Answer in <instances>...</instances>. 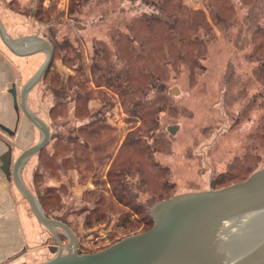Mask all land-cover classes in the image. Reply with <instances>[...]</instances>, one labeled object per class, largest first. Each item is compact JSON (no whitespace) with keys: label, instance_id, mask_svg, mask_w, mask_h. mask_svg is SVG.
Listing matches in <instances>:
<instances>
[{"label":"rangeland","instance_id":"1","mask_svg":"<svg viewBox=\"0 0 264 264\" xmlns=\"http://www.w3.org/2000/svg\"><path fill=\"white\" fill-rule=\"evenodd\" d=\"M183 3L206 14V0H183ZM235 3L240 19L245 9L239 1L235 0ZM69 6L70 0H0V13L5 24L9 25L10 21L3 16L4 12L27 18L33 24V32L39 31L49 43L52 41L56 45L49 70L27 94V105L45 122L50 136H58L59 141L76 134V127L82 123L101 119L111 125L102 135H115L119 143L124 134L139 122L127 121L115 94L107 90L112 97L111 103H102L93 94L87 105L90 117L76 119L71 115V109L64 117H57L56 112H49L57 101L49 79L53 75L58 78L77 76L76 69L81 64L85 76L89 77L87 85L96 88L90 72L96 40L110 42L113 31L125 29L132 18L154 8L141 0H84L72 11ZM10 26L14 29V25ZM236 31V27L227 31L211 26L204 36L206 54L201 60L203 67L190 73L183 63L175 67L168 65L163 80L150 91V94L162 92L165 96V105L158 114V127L154 132V136L161 140L159 147H154V157L167 167V185L173 192L170 196L221 187L230 180L235 181L248 169L264 167V86L253 74L255 63L246 56L249 49L232 42ZM2 49L3 53L14 57L8 48L3 46ZM74 49L79 52V59L72 54ZM44 57L43 53L17 58L22 61L15 77L17 94ZM22 113L19 109V117L26 119L28 124L25 128L18 126L24 135L22 140L17 136L21 143L13 149L16 155L40 139V131ZM169 126H175V130L170 131ZM17 138L11 136L15 143ZM53 140L55 138H50L43 152L35 153L24 162L21 178L39 203L44 204L41 207L48 217L70 226L77 238L79 253L97 251L119 238L144 230L145 224L140 221H123L118 205L111 209L104 207L106 200L114 204L107 193L110 186L106 168L96 175L98 182L95 183L89 172L80 176V172L85 174L83 170L46 168L45 159L52 152ZM79 152L78 149L75 154ZM130 186L135 188V179H130ZM87 189L93 190V194ZM97 195L105 197L98 208L93 200ZM148 196V192L141 194L143 199ZM19 199L34 219L30 253L21 264H38L52 257L59 246L64 252L68 238L62 230L56 232L57 241L51 231L36 220L20 193ZM101 208L106 212L99 216ZM131 217L129 219H133Z\"/></svg>","mask_w":264,"mask_h":264},{"label":"trees","instance_id":"2","mask_svg":"<svg viewBox=\"0 0 264 264\" xmlns=\"http://www.w3.org/2000/svg\"><path fill=\"white\" fill-rule=\"evenodd\" d=\"M82 1L70 0V11ZM141 1L154 10L135 16L125 29L113 31L110 42L96 40L90 66L96 88L87 85L89 77L85 76L81 64L76 69L77 76L58 78L53 75L49 79L53 96L57 99L50 114L56 112L57 117H64L71 109V115L76 119L90 117L87 105L91 96L94 94L102 103H111L109 89L123 106L127 121L139 124L129 129L119 143L115 135H102L111 125L101 119L82 123L76 127V134L66 136L64 140L59 141L56 135L50 136L55 140L45 165L50 170L53 167L83 170L85 174L80 172L81 177L89 172L94 183L98 182L96 175L99 171L106 168L110 186L107 193L114 204L106 200L104 207L111 209L118 205L123 221H140L146 229L152 223L151 204L173 193L167 185V167L154 157V147H159L161 141L154 132L158 127V114L165 105V96L162 92L150 94V91L163 80L168 65L175 67L183 63L190 73L203 67L201 60L206 54L204 36L211 26L227 31L237 28L232 42L249 49L246 56L255 63L253 74L264 86V0H237L245 9L240 19L235 0H206V14L200 9L187 7L183 0ZM50 42L55 53L56 45ZM75 51L71 52L79 59V52ZM78 149L80 152L75 154ZM253 170L248 169L235 181L244 179ZM130 179H135L134 189L130 186ZM235 181L230 180L225 185ZM87 190L88 193L94 192ZM144 192L149 193L145 199L141 198ZM104 198L97 195L93 199L97 208L103 204ZM106 209L101 208L99 216L105 215ZM131 216L133 219H129Z\"/></svg>","mask_w":264,"mask_h":264},{"label":"water","instance_id":"3","mask_svg":"<svg viewBox=\"0 0 264 264\" xmlns=\"http://www.w3.org/2000/svg\"><path fill=\"white\" fill-rule=\"evenodd\" d=\"M3 43L16 55L43 52L38 69L11 94L15 109L40 131V139L23 149L12 166V179L27 201L36 220L48 228L55 239L61 229L68 238L65 251L57 252L38 264H264V167L244 179L218 188L177 193L154 203L149 210L151 225L119 238L94 252L77 251V238L70 226L48 217L37 198L21 178L24 162L49 141L45 122L31 111L26 102L30 89L49 70L52 45L37 36L27 38L29 46L20 47L21 39L9 38L0 23ZM8 135L14 131L0 123ZM170 131L175 126H169ZM59 231V230H58Z\"/></svg>","mask_w":264,"mask_h":264},{"label":"crops","instance_id":"4","mask_svg":"<svg viewBox=\"0 0 264 264\" xmlns=\"http://www.w3.org/2000/svg\"><path fill=\"white\" fill-rule=\"evenodd\" d=\"M1 15L0 13V23L6 35L11 39H21L20 47L29 46L30 43L27 38L31 36L49 41L39 31L33 32V24L27 18L22 19L9 12H4L3 16L6 17L7 21H10V24L7 25ZM17 23L21 25L17 27ZM10 25H14V29ZM22 29L25 31H21ZM16 31L20 34L15 33ZM3 46L7 48L0 37V123L12 129L14 133L8 135L0 129V264H21L25 262L30 253V246L33 242L34 219L33 216L29 215L25 203L19 199V191L12 179V166L18 156L13 149L15 146L18 147L20 142L17 136L22 140L24 135L18 126L25 128L28 123L26 119L19 117L20 108L17 110L13 106L11 87L12 84L15 85V77L19 70L18 66L22 62H19L17 58L22 59V57L30 55L40 56L43 52L19 56L8 49L15 57L14 59L7 53H3ZM37 59L38 57H36ZM23 116L27 118L25 115ZM28 121L30 122L29 119ZM11 136H16V143L13 142Z\"/></svg>","mask_w":264,"mask_h":264}]
</instances>
